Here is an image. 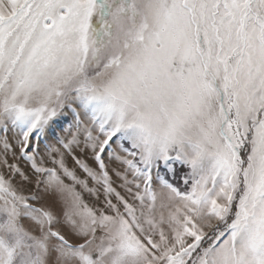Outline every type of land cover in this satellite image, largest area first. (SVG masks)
<instances>
[{
	"label": "snow or ice",
	"instance_id": "6c2138e0",
	"mask_svg": "<svg viewBox=\"0 0 264 264\" xmlns=\"http://www.w3.org/2000/svg\"><path fill=\"white\" fill-rule=\"evenodd\" d=\"M0 264H264V0H0Z\"/></svg>",
	"mask_w": 264,
	"mask_h": 264
}]
</instances>
